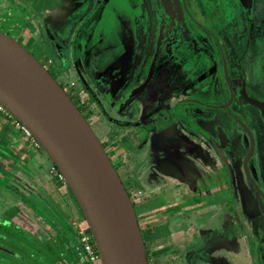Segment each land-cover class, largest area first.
I'll return each instance as SVG.
<instances>
[{"label":"flooded vegetation","instance_id":"af4514ba","mask_svg":"<svg viewBox=\"0 0 264 264\" xmlns=\"http://www.w3.org/2000/svg\"><path fill=\"white\" fill-rule=\"evenodd\" d=\"M171 1L107 2L108 16L117 25L110 29L113 39L118 37L119 46L122 45L119 33L126 25H131L134 31L136 21L142 28L140 38L145 43L142 47L147 56H152V62L156 64L158 59L171 57V53L162 49L168 37L174 38L167 29L165 14H168L174 17L171 23L176 26L172 33L179 34L177 40L191 48L189 57H176V61L168 58L166 65L169 68L179 63L178 68L183 67L179 72L190 66L193 83L187 85L184 77L175 99L157 102L148 109V123L142 126L143 121L137 118L135 127L131 126L137 131L141 125L146 151L151 150L147 182L159 178L163 180L160 191L167 186L180 189L173 205L160 208L165 220L176 217L179 234L178 241H172L163 252L169 249L175 253L179 261L176 264H230L231 243L237 242L242 259L249 264H264V0L257 6H253V0L248 3L238 0L239 5L234 7L226 4V0H178L179 6L173 7L179 9V15L175 10L168 11ZM188 6L193 12L194 25L184 13ZM100 40L97 43L101 44ZM133 40L135 43L134 32ZM134 49L135 44L127 59L130 64L125 62L121 69L123 73L133 66ZM134 64L131 75L134 78L130 79L131 83L125 81L124 88L132 86L144 73L145 65L139 63V56ZM78 102L82 114L83 111L89 114L85 101ZM132 103L139 106L137 101ZM158 119H163L165 124L154 125ZM182 122L189 125L185 123L191 137L181 138L177 134V126ZM172 136L177 141L168 140ZM104 141L110 146L106 138ZM111 151L117 168L112 163L118 171L120 157ZM208 183L223 187L221 197L206 198ZM189 186L195 195L187 198L190 203H181ZM208 213L217 219V226L209 228L199 222ZM170 237L167 234L169 240Z\"/></svg>","mask_w":264,"mask_h":264},{"label":"rangeland","instance_id":"374dc122","mask_svg":"<svg viewBox=\"0 0 264 264\" xmlns=\"http://www.w3.org/2000/svg\"><path fill=\"white\" fill-rule=\"evenodd\" d=\"M261 2L262 0H253V6L260 5ZM170 4H172V1ZM226 4L234 7L239 5V1L226 0ZM52 6L57 8L54 0H8L5 7H0V30L11 35L26 49L30 50V52L35 55L41 64L46 66L47 69L54 75L56 80H60L64 87L73 75H70V73L65 70L55 71L53 65L47 64L46 54L41 55L37 53L38 49L46 48L45 42L39 40V31L41 28L38 27L41 23H43L45 27L46 23L43 19H41V17H38L39 13L37 11L42 12ZM108 8L109 6L107 5V10ZM167 9L168 11L172 10L173 12L175 10V8L170 5H167ZM178 10L179 9L176 8L175 11L176 14L179 15ZM184 10L188 22L191 25H194L191 7L188 6V8H185ZM100 11L102 16L97 21L101 22L102 20H107L108 22L105 26H103L104 22L100 25V27H102V32H104L102 43L105 45L102 47L100 43H97L98 36L96 28L92 26V22H97V13H95V11H90L86 17H82V12H79L76 16L71 15V19H73V21L70 26H68L67 33L65 34L66 41H61L64 43L61 51L63 53H67L70 50L71 52L74 50L75 54L76 52L83 54L85 51H89V64L91 63L95 69L91 66V64L87 65L86 61H80L79 63L74 61L73 63H75L76 66L81 67L80 69L84 75L88 73L86 76H88L91 80L93 79L96 82L103 81L105 83H117L121 75L118 71H115V68L118 67V69L121 70L122 67L125 66V62L127 65L130 64V60L127 61L128 50L126 46L118 45V37L115 40L113 39V33L110 29V25L112 24L111 18H104L107 13L103 14L101 9ZM165 15L168 19V32L171 33L174 38L170 39V37H168L167 43H163L162 49H164L167 53L176 54L178 59L181 57H189L191 54L190 46L182 45V43L177 40L179 34L176 35L172 33L173 28L176 29L175 24L171 23V20H174V17H171V15L168 14ZM57 32H59V30H57ZM98 35L100 36V30H98ZM173 40L176 41L175 44L173 43ZM46 43L50 56L55 62H58L57 59L59 56L56 53L57 48L55 45H51L48 40ZM69 43H71V47L69 46ZM37 44L41 46L43 45V47L36 46ZM94 44L96 47L92 49L91 46H94ZM32 46L34 47L32 48ZM35 47L39 48L34 49ZM142 52L145 54L141 55L139 58L140 60H146L147 52ZM108 54L111 58L107 57ZM68 58L70 59L69 56ZM146 63L147 61H145L144 64ZM63 77L65 78V82H63ZM73 87H67V92L76 102L80 110H83L74 96L77 92L72 89ZM108 111V113L111 114L110 108H108ZM97 112V116H99L98 114L101 113V110L99 109ZM83 113L91 124V127L98 136L99 140L102 144H105L104 147L108 156L111 158L112 162L115 163L110 146H108L109 144H106L104 141L105 138H103L104 134L101 131L102 128L97 126V122L89 114H85L84 111ZM108 116L109 115L104 116L103 119L98 122L100 123L102 121L108 124ZM160 123L162 126L165 124L163 119L154 121V125ZM111 127L112 125H110V128ZM106 130H109V127H107ZM109 137L110 139H115L116 135L114 133H109ZM181 149L182 152H184L183 146ZM128 151L130 153L129 157L131 156L136 160L137 169L139 170L142 168V172L139 171L140 174L137 172L138 170L136 171V169L133 173H130L126 166L122 165L124 162L120 161V157L119 162L122 163L120 164L122 166L120 167V171L118 168V171L123 183L130 192L131 184L140 187L150 185V183L147 182V178L148 173L151 170L148 164L151 150L146 151V148L144 147L140 151L136 148ZM153 154L155 153L153 152ZM51 164V160L41 147H35L33 144L31 145L20 127L15 124L14 118L8 117L6 114L0 112V264H19L12 255H9L6 251H4L12 250V248L16 251V249L15 247H11L5 243L3 237L9 238V240L13 239V242L15 245H18L19 248V251H16L17 253L22 254L29 252L30 264H36V257H41L38 248L41 247L42 242L49 239L54 240L57 234H59L62 238L61 243L59 242L57 246L54 244V251L52 255H46V257L39 261L40 264H89L85 254L77 248L72 237V231H70L71 229L73 232H77L79 225L87 230V224L83 221L80 209L66 185L63 189L57 185V182L55 181L57 175L56 173H51L50 171ZM145 165L148 166L143 168ZM115 166L117 168L116 163ZM134 177L138 179L136 184L131 182L132 179L130 180V178ZM127 178L129 179L127 180ZM161 184H163V180L159 178L155 182L151 183L152 186L156 187H159ZM140 187L139 189H131L137 192L136 195H133L135 209L138 214L139 223L147 245L150 262L151 264H174L177 262H174V259L177 258L175 253H167V255H164L163 252L159 251L160 247L164 243L163 238L161 237L162 239H160L158 236V234L161 233L162 220H164V218H160V221H158V217H161V215L164 214L162 211L163 209H158L157 206H155L152 210L150 209V215H155V221L150 223L148 220L149 212H146L148 210V206L146 204V199L142 196V189ZM190 188L191 187L189 186L188 194L181 197V203H190L187 198L194 197L195 194L190 190ZM206 188L208 189L206 195L207 199H211V197H221L224 193L223 187L215 184L208 183L206 184ZM178 189L179 188L167 186L165 189L162 188L160 191L159 188V194L156 193L158 194L157 199L161 200L159 203L161 202V204L164 203L170 206L173 205L176 199V194L180 190ZM155 204H158V202H155ZM6 220H8L9 223L12 222L15 226L18 225L19 227L17 230H12L10 233H7L6 227L8 226L5 224ZM201 221L206 223L205 226L209 228L215 225L217 226L218 224L217 219L214 218L212 213H208L205 219L201 218L199 222L201 223ZM62 222L66 224L68 223L66 230ZM9 229L11 230V228ZM233 229H230L231 233H233ZM234 238L237 239V236H234ZM240 242L242 243L241 249L245 251L246 248L244 243L242 241ZM234 243L237 242H233L231 245ZM235 255L236 253L234 252L230 255V260L235 261L230 264H249L245 259L238 258L239 256ZM237 255L241 254L239 253Z\"/></svg>","mask_w":264,"mask_h":264},{"label":"water","instance_id":"95a60500","mask_svg":"<svg viewBox=\"0 0 264 264\" xmlns=\"http://www.w3.org/2000/svg\"><path fill=\"white\" fill-rule=\"evenodd\" d=\"M119 36L130 57L131 25ZM0 105L29 130L63 176L102 264H149L132 198L90 123L51 72L1 30Z\"/></svg>","mask_w":264,"mask_h":264},{"label":"crops","instance_id":"0c3cea01","mask_svg":"<svg viewBox=\"0 0 264 264\" xmlns=\"http://www.w3.org/2000/svg\"><path fill=\"white\" fill-rule=\"evenodd\" d=\"M7 1L8 0H0V7H5L7 4ZM107 2L108 0H54V3L56 4L57 8H54V6H52L45 11H42V12L37 11L39 13L38 17L39 18L41 17V19H43V21L46 23L45 27L43 23L41 22H40L41 24L38 25V27L41 28L39 31L40 32L39 40H41L42 42H45L46 48L44 45L45 49L43 48L38 49L37 53L41 55L46 54L47 64L53 65V67L55 68L54 69L55 71L65 70L66 72H69L70 75H73V77L69 79V81H67L64 87L74 86L72 89L77 92L76 95L79 97V99H81L82 101L83 100L85 101V104L87 105V108H86L87 112L97 122L96 123L97 126H99V128H102L101 131L104 134L105 138L110 143V148L115 152L114 155L121 157L120 161L124 162V164L122 163L120 164L125 165L128 171L130 173L131 172L133 173L135 169L136 171L138 170L137 169L138 167L136 165V160L131 156L129 157L130 153L128 150L136 148L138 151H140L145 147L144 135L140 134L141 133L140 126L141 125L143 126L146 123H148V117H149L148 109L152 107L153 105H155L157 102L159 103L168 102L172 99H175V95L179 93V86L183 85L182 80L184 79V77L187 78L185 80V83H187V85L189 83H193V80H192L193 75L191 73L189 74V71H191L192 68L189 66V67L184 68L183 72H179L181 71L182 68L181 69L180 67L178 68L177 63L176 64L174 63L173 66L168 68V66L166 65L168 58H170L172 61H176V54L174 53H171V57L168 56L161 60L158 59L156 61L157 62L156 64L152 62V56L148 55L146 56L147 58L146 60L144 59L140 60L139 58V63L140 61H142L143 65H145L142 78L141 77L139 78L141 80L140 84H138L140 80L137 79V81L135 80L133 82L134 84H132V86L130 85L124 88L125 81L129 80L131 83L132 78H134L131 76L132 69L135 65L134 63L136 62L138 56L140 57L141 55L145 54L142 51H146L145 48L142 47V45L143 44L145 45V43L142 42L140 38V34H141L140 30L142 28L136 23V21H134L135 28H133L134 29L133 32L135 34L136 41L134 43L135 49L133 53L134 55L133 62H132L133 66H131L130 70L126 71L125 73H123L121 70L115 69V71L116 72L118 71L121 76H124V75L126 76L123 77L122 80H118L117 83H108V82L105 83L103 81L96 82L93 79L91 80L88 76H86V74L88 73L84 75L82 70L80 69L81 67L76 66L75 63L73 62L75 61L79 63L80 61L82 62L86 61L87 65H90L91 63L89 64V60H88L89 59L88 57L90 56L89 51H85L83 54H79L78 52H76L75 54L74 50L72 52L70 50L67 53L66 52L63 53L61 51V48L64 43L61 41L63 40L66 41L65 34L67 33L68 26H70V24L73 21V19H71V15L76 16L77 14H79V12L80 13L82 12L81 13L82 17H86V15L90 11H95V13H97V19H96L97 21L102 16L100 9L102 10L103 14L107 13V4H108ZM172 6L174 7L179 6L178 0L176 1L172 0ZM108 17L109 16L107 13L104 18L107 19ZM103 22H104L103 26H105V24L108 23L107 20L106 21L102 20L101 22L97 21L95 23L92 22V26L96 28L98 40H100L104 35V32H102V27H100V25H102ZM113 24L116 25L115 22L114 23L112 22V24L110 25V28L111 26H113ZM147 26H149V24ZM57 30H59V32H57ZM98 30H100V36L98 35ZM47 40L49 41L51 45H55V47L57 48L56 53L59 56V58L57 59L58 62H55L53 58L50 56L47 43H46ZM101 41L102 40H100V42ZM102 42H101V45L103 47L105 44H102ZM36 46H41V45L37 44ZM69 46L71 47V43H69ZM33 47L34 46H32V48ZM41 47H43V45ZM91 47L92 49H94V46H91ZM36 48H39V47H35L34 49ZM68 56L70 57V59L68 58ZM107 57L111 58L109 54L107 55ZM145 61H147L146 64H144ZM149 69H150V72H149ZM166 78L168 79L167 83H165ZM58 81L60 82V80ZM63 82H65L64 77H63ZM84 94L86 95V99H85ZM134 101H137V104L139 103L138 107L133 106L134 103L132 102ZM108 108H110L111 114L108 113L109 112ZM99 109L101 110V113L98 114L99 116H97V113H98L97 110ZM106 115H109L108 120H107L108 124L102 121L99 123L98 121L103 119V117ZM137 118L143 121V123L138 126L139 130L136 131V130H133L131 126L135 127L136 124L134 122H136L135 119ZM185 123L186 122H182V125L179 124V127L177 126V129H176L177 134L181 138L185 137L186 135L187 136L190 135L191 137V134H188V133H191L190 128L187 129L186 128L187 123L186 125ZM109 124L112 125L111 128ZM187 126L189 127V125ZM107 127H109V130H106ZM109 133L110 134L114 133L116 135L115 139H110ZM161 136L162 134L159 133L158 137H161ZM168 140H171L173 142L175 140L177 141V138L175 136H172V137H168ZM156 156L159 157V155L157 154ZM51 165H50V168H51ZM122 165H120V167ZM143 168H145V166H143ZM140 170L142 172V168L139 169L137 172L139 173ZM119 171H120V168H119ZM54 179H55V176H54ZM128 179L129 178H127V180ZM164 179L170 181V178H164ZM57 180L58 179L56 178L55 181L57 182V185H59L63 189L65 185L61 181H57ZM130 180L131 182H134L136 184V181L138 179L134 177V178H130ZM139 187L140 186L131 184V188L133 189H139ZM146 187L141 186L140 188L142 189V196L144 199H146V204L148 206L147 208L148 210L146 211V212H149L148 220L150 221V223H152V221H155L154 220L155 215L154 214L150 215V211L155 206H157L159 209V208H162L163 205L165 206L166 204L164 203L161 204V202L159 203V201L161 200L157 199L158 196L156 195V192L159 191V187L152 186L151 183L150 185H146ZM131 188H130L129 193H131V197L134 200L133 195L134 194L136 195L137 192L132 190ZM155 202H158V204H155ZM160 218L162 217H158V221H160ZM177 224H178V220H176V217L172 218L171 221H168L165 219L162 220L161 233H159L158 236L160 237V239L163 238L164 243L159 249L160 252H163L164 248L165 249L169 248L170 243H172V241H178L177 238L179 234L178 232H176ZM167 234H168V238L169 236H171L170 240L167 238ZM167 245L168 247H166ZM231 251L236 253L235 256H239L238 258H241L240 255H237L240 252L239 244L237 243L232 244ZM232 252H231V255H232ZM163 253L164 255H167V253H170V251L168 249ZM175 261H178L177 258L174 259V262ZM231 262L234 263L235 261H231ZM178 264H183V263H178Z\"/></svg>","mask_w":264,"mask_h":264},{"label":"trees","instance_id":"16d2710c","mask_svg":"<svg viewBox=\"0 0 264 264\" xmlns=\"http://www.w3.org/2000/svg\"><path fill=\"white\" fill-rule=\"evenodd\" d=\"M61 83V82H60ZM61 85H62V83H61ZM63 86V85H62ZM75 96V98L79 101V97L77 96V95H74ZM53 164V163H52ZM57 181H61L64 185H66V183L64 182V180H57ZM66 187L68 188V190H69V192L71 193V191H70V189H69V187L66 185ZM127 189V188H126ZM129 192V191H128ZM130 194V193H129ZM71 195H72V193H71ZM73 196V195H72ZM131 196V195H130ZM74 198V197H73ZM132 198V197H131ZM75 200V199H74ZM132 201H133V204H134V207H135V202H134V200L132 199ZM75 202H76V200H75ZM77 203V202H76ZM78 205V204H77ZM78 208H79V206H78ZM80 209V208H79ZM135 211H136V209H135ZM80 212H81V210H80ZM81 214H82V212H81ZM136 215H137V217H138V214H137V212H136ZM83 216V215H82ZM63 220V219H62ZM83 221H85V219H84V217H83ZM138 222H139V218H138ZM63 224H64V228H65V230H66V228L68 227V223L66 224V223H64V222H62ZM8 227H6V231H7V233H10L12 230H17V228L19 227L18 225L17 226H15L14 224H12V222L11 223H9V221L8 220H6V223H5ZM14 225V226H13ZM139 225H140V223H139ZM9 228H11V230L9 229ZM140 228H141V226H140ZM88 230V232H90V230H89V228L87 229ZM70 231H72V237H73V239H74V242L76 243V246H77V248L79 249V251L81 250V245H80V241H79V238H78V234H77V232H73V230H71L70 229ZM141 232H142V228H141ZM70 233V232H69ZM71 234V233H70ZM142 235H143V233H142ZM143 239H144V236H143ZM3 240L5 241V243H7L9 246H11V247H15V249H16V251H19V248H18V245H15V243L13 242V239L12 240H9V238H7V237H3ZM61 241H62V238L59 236V234H57V236H55V238H54V240L53 239H49V240H45V241H43L42 242V244H41V247H39L38 248V251H40V254H41V257H36V264H40V262L39 261H41L44 257H46V255H52V253H53V251H54V249H53V246H54V244H55V246H57L58 244H59V242L61 243ZM144 241H145V239H144ZM14 248H12V250H4V251H6L9 255H12L17 261H18V263L19 264H30V260H29V252H25V253H22V254H19V253H17L15 250H13ZM81 252H82V250H81ZM146 256H147V259H148V263L150 264V259H149V254H148V251H147V249H146Z\"/></svg>","mask_w":264,"mask_h":264},{"label":"built area","instance_id":"2783aa9c","mask_svg":"<svg viewBox=\"0 0 264 264\" xmlns=\"http://www.w3.org/2000/svg\"><path fill=\"white\" fill-rule=\"evenodd\" d=\"M64 89L67 91V87H65ZM0 110L2 113L6 114L8 117H12L11 114L6 109H4L2 106H0ZM14 122L16 125H18V127H20L24 135L28 138V141L31 143V145L33 144V146L35 147H40L38 142L33 138V136L31 135V133L26 127H24L16 119H14ZM51 172L56 173L57 178L59 180H63V176L57 170L54 164H52L51 166ZM77 234H78V238L80 241L81 250L85 254L88 260V263L89 264H102L100 254L95 246L94 239L92 237L91 232H88V230H85L79 225L77 228Z\"/></svg>","mask_w":264,"mask_h":264}]
</instances>
